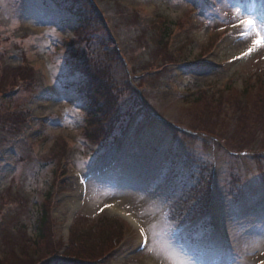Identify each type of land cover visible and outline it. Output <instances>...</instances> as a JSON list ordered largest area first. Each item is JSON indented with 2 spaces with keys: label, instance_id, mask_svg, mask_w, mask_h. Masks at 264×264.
<instances>
[{
  "label": "rangeland",
  "instance_id": "obj_1",
  "mask_svg": "<svg viewBox=\"0 0 264 264\" xmlns=\"http://www.w3.org/2000/svg\"><path fill=\"white\" fill-rule=\"evenodd\" d=\"M81 3L0 0V264H264V0Z\"/></svg>",
  "mask_w": 264,
  "mask_h": 264
},
{
  "label": "trees",
  "instance_id": "obj_2",
  "mask_svg": "<svg viewBox=\"0 0 264 264\" xmlns=\"http://www.w3.org/2000/svg\"><path fill=\"white\" fill-rule=\"evenodd\" d=\"M57 1V4H59L60 6L62 7H71L72 5L74 6V4L76 3V1L78 2H83V0H74L72 2H75V3H70L69 1L70 0H56ZM82 4V3H81ZM119 16L121 19H123L122 21L123 22H126L127 24H134V23H137V15H138V11L135 10V9H124V12L121 11L119 13ZM136 20V22H135ZM89 33H85L82 37H81V40ZM99 36H103L105 35V28H102L101 31H99L98 33ZM89 36V35H87ZM164 45V46H160V45ZM157 50L160 52V58L163 59V58H166V51L168 50L167 47H165V43H164V39H163V35L162 37H158V42H157ZM91 51V53L93 52V49H89ZM103 53L102 51H96V59L97 58H103V56H106V55H98V53ZM97 61V60H96ZM95 61V62H96ZM119 61L121 63V66H122V71L125 72V75L127 73V67L125 68V65L123 64V61L121 60V58H119ZM89 60L85 61L83 63V70H86L85 73H84V76H87L89 80H86V90L88 92V94L93 97L96 101H97V97L100 96V93H105V95L103 96L105 99H107L106 102H104V106H105V109H103L102 111H99V113H106L108 112V103L111 101L113 94H111V88L105 83L107 81H105V79L103 78L105 76V74H110L112 71V64L113 62H111L110 60H108L106 62V65H103L100 66H87V64H89ZM85 64V65H84ZM106 66V67H105ZM119 65L116 66V68L118 67ZM95 67V68H94ZM11 73V78L12 80H14L13 82H17V81H21V82H24L25 84H28V82L32 83L35 78L33 77L34 76V73L27 70L26 68H23V67H19V68H16V69H12L10 71ZM99 74V76L96 75ZM83 74V73H82ZM121 75V74H120ZM128 75V74H127ZM32 76V78H30ZM122 76V75H121ZM82 80V79H81ZM113 81L116 82V78H114V74H113ZM13 82L12 85H15ZM90 85V87H89ZM110 98V99H109ZM109 113V112H108ZM107 113V114H108ZM119 116V115H118ZM118 116L116 118H118ZM9 117H11V121L12 122H16V121H19L21 119V117H23V115L21 114V112H16V113H13L11 115H9ZM8 118V116L6 117ZM4 122V118L2 120V123ZM3 127V124H0V129ZM39 223H38V230L36 232V236H35V241H45L46 238H47V234L45 233L47 229H49V226L51 225V220L48 216V213L47 211H44V212H41L40 216H39ZM45 239V240H44ZM6 241V239H5ZM6 243L8 245H13V244H16L17 241L13 238H10L8 241H6Z\"/></svg>",
  "mask_w": 264,
  "mask_h": 264
},
{
  "label": "bare ground",
  "instance_id": "obj_3",
  "mask_svg": "<svg viewBox=\"0 0 264 264\" xmlns=\"http://www.w3.org/2000/svg\"><path fill=\"white\" fill-rule=\"evenodd\" d=\"M120 195L116 196L115 199L111 203V210H114L116 214L120 215L121 217H125L126 211L124 210L122 203L126 202V198L128 197V192L122 190ZM129 220H131L129 218ZM133 223V221H132ZM160 264V263H159Z\"/></svg>",
  "mask_w": 264,
  "mask_h": 264
},
{
  "label": "snow or ice",
  "instance_id": "obj_4",
  "mask_svg": "<svg viewBox=\"0 0 264 264\" xmlns=\"http://www.w3.org/2000/svg\"><path fill=\"white\" fill-rule=\"evenodd\" d=\"M243 25L245 27H249V26H253L254 25V21L252 19H246L244 21H242ZM257 46H264V39H257L253 42V46L252 48L248 49V53H245V55L250 54ZM143 231V230H141ZM146 242V241H145Z\"/></svg>",
  "mask_w": 264,
  "mask_h": 264
}]
</instances>
